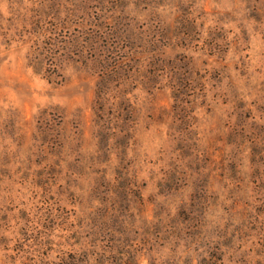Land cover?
<instances>
[{
    "label": "rangeland",
    "instance_id": "1",
    "mask_svg": "<svg viewBox=\"0 0 264 264\" xmlns=\"http://www.w3.org/2000/svg\"><path fill=\"white\" fill-rule=\"evenodd\" d=\"M0 264H264V0H0Z\"/></svg>",
    "mask_w": 264,
    "mask_h": 264
}]
</instances>
